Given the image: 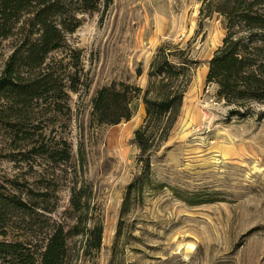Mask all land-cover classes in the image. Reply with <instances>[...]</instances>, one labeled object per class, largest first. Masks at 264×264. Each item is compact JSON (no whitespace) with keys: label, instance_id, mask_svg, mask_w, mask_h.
Wrapping results in <instances>:
<instances>
[{"label":"rangeland","instance_id":"obj_1","mask_svg":"<svg viewBox=\"0 0 264 264\" xmlns=\"http://www.w3.org/2000/svg\"><path fill=\"white\" fill-rule=\"evenodd\" d=\"M223 1L211 0V9ZM203 4L114 0L106 11L85 16L80 29L68 36L80 53L82 78L63 135L72 145L71 160L53 166L39 158L15 166L0 159L5 190H12L14 180L45 191L46 205L54 209L40 210L31 231L18 220L8 228L9 241L40 244L56 223L70 225L67 213L76 187L89 191L90 213L103 224L104 236L100 252L87 256L81 252L83 240L73 239L71 264H264V119H228L217 85L205 83L208 62L227 31L219 14L202 12ZM168 44L199 64L181 115L153 156L155 187L130 193L128 186L141 173L140 152L131 140L144 121L145 105L137 97L130 121L99 126L91 115L93 98L113 82L146 90L157 49ZM11 49L10 41L0 42V68ZM160 183L209 190L219 201L190 206Z\"/></svg>","mask_w":264,"mask_h":264},{"label":"trees","instance_id":"obj_2","mask_svg":"<svg viewBox=\"0 0 264 264\" xmlns=\"http://www.w3.org/2000/svg\"><path fill=\"white\" fill-rule=\"evenodd\" d=\"M114 0H0V42L12 49L0 68V141L6 150L0 159L15 166L36 159L50 165L69 163L72 145L63 136L73 119L72 94L82 87L81 57L68 36L76 33L85 16ZM207 17H222L226 36L208 62L205 83L217 85V97L229 109L228 119H264V0H224L211 9L204 0ZM60 54L58 56H55ZM149 67L146 90L128 83H111L100 89L92 102L97 125L116 126L130 121L132 104L140 97L146 116L131 143L138 148L140 175L128 189L138 192L155 187L153 156L166 142L177 123L185 94L199 62L178 47L161 46ZM143 74L139 70L138 77ZM11 191L0 180V264H71V241L83 240V256L99 253L104 226L90 213L89 191L72 187L70 225L56 223L46 238L37 242L9 241L8 228L24 220L33 230L35 216L52 213L45 191L37 192L18 181ZM157 185V184H156ZM190 206L219 201L209 190H189L160 183ZM45 190H48L45 188ZM80 253L76 256L79 257Z\"/></svg>","mask_w":264,"mask_h":264}]
</instances>
